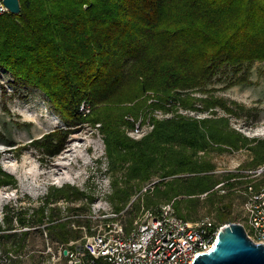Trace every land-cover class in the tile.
<instances>
[{"label": "trees", "instance_id": "trees-1", "mask_svg": "<svg viewBox=\"0 0 264 264\" xmlns=\"http://www.w3.org/2000/svg\"><path fill=\"white\" fill-rule=\"evenodd\" d=\"M20 4L19 15L0 16V69L18 86L43 92L53 112L67 124L30 144L45 158L54 157L75 125L97 127L109 170L120 174L112 181L115 191L110 196L117 214L129 205L136 186L156 177L153 190L140 194L133 207L158 209L172 203L178 217L192 220L209 205L220 225L229 223L231 210V204H223V196L217 195L220 187L245 183L246 191L264 185L263 175L262 180L244 172L216 175L209 158L213 152L245 149L250 161L241 169L264 167V139H249L232 128L227 117H218L216 108L235 114L225 100L192 96L209 92L216 77L228 71L232 72L228 88L249 84L252 66L264 62V0H20ZM151 99L154 110L171 116L153 118L152 130L134 140L126 133L132 126L126 117H138ZM196 103L203 106L200 114L209 112L212 117L174 110L177 104L194 109ZM83 106L90 108L89 114L81 110ZM2 186L16 189L17 180L0 166ZM84 198L89 203L95 200L74 186H53L45 206ZM12 210L6 207V227L0 225L2 255L25 248L28 233L16 231L9 217ZM32 211L29 218L27 212L15 213L19 228L44 226L59 245L80 240L83 227L93 233L89 220L82 225L80 220L54 219L53 213L45 216V207Z\"/></svg>", "mask_w": 264, "mask_h": 264}, {"label": "rangeland", "instance_id": "rangeland-1", "mask_svg": "<svg viewBox=\"0 0 264 264\" xmlns=\"http://www.w3.org/2000/svg\"><path fill=\"white\" fill-rule=\"evenodd\" d=\"M231 77V71L221 74L207 87L209 92L205 94L197 92L192 96L206 98L211 95L225 100L234 109L235 114L230 115L222 109L216 108L217 116L227 117L231 127L249 139H264V62H256L252 66L249 84L228 88L227 85ZM151 95L153 96V94ZM152 100H149L147 105L140 110L138 117L131 114L127 115L126 120L132 124L131 128L126 129V133L130 138L139 140L142 135L130 131L139 127L141 133L146 134L151 129L152 119L162 117L160 115L162 110H154L149 105ZM166 106L169 107L167 109H170V104ZM194 106V109L184 110L180 109L177 104L175 108H172L179 111V113H188V116L196 118L212 117L209 112L200 114L199 111L203 109L200 103H196ZM83 112L86 115L89 114L90 108L86 106ZM75 126H73L75 127L73 128L74 133L66 139L67 145L69 142L76 143L78 141V149L80 150L81 157L72 162L68 170H65L68 175L69 173L72 174L73 180L58 183L57 180L49 181L45 180L44 177H38V173L44 172L41 164H51L58 156L56 155L49 160L42 155L39 147L30 143L56 129H66L67 124L58 114L53 112L43 92L33 87L18 86L7 71L0 69V153L2 154L0 166L17 180L16 189L11 186L0 187V225L3 228L6 227L4 218L6 207H8L13 209L9 212V217L12 219L17 231L28 233L24 241L25 248L18 252L25 256L24 259L12 261L8 264H54L52 257L59 246L44 226H35L27 230L20 229L15 221L16 212H27L26 217L29 218L33 215L32 209L45 207V216H50L53 213L54 219L80 220L82 225H84L85 220H89L93 233L89 234L87 228L83 227L81 229L82 238L76 241L83 243L87 237L103 231L102 229L112 223L121 224L124 231H126L129 220L133 218V228L145 211L151 209H147L141 204L139 210H137L133 205L137 204V198L140 194L146 193L147 190H153V184L159 181L156 177L151 183L140 187L136 186L132 190L135 195L131 198L129 205L121 213H116L110 196L115 191L112 181L119 179L120 174H114L109 170L103 137L97 127H92L88 123ZM73 138H85L84 143L88 141L91 145H85L82 140ZM20 146L26 147L19 149ZM209 158L216 165L215 173L220 178L229 172H246V170L241 169V166L250 161L249 153L245 149L223 154L213 152L209 155ZM24 160H26L25 163H23ZM86 160L89 161L87 164H85ZM249 178L255 180V177L251 176ZM259 179L262 180V176ZM66 185L76 187L84 192L86 196L92 195L95 200L92 203H89L86 198L79 201H52L46 207L45 199L50 189L53 186L60 188ZM244 187L245 183H236L233 188L224 185L218 191L217 195L223 196V204H231L229 223H244L246 221L245 203L250 193L249 190L245 191ZM76 209H81V211ZM209 209V205L201 208L199 213L193 215V219L190 221H199L205 217H211L215 222H218L217 212L215 210L209 212ZM126 210L129 213H125ZM0 254L2 255V248ZM56 264H67V262L61 260Z\"/></svg>", "mask_w": 264, "mask_h": 264}, {"label": "built area", "instance_id": "built-area-1", "mask_svg": "<svg viewBox=\"0 0 264 264\" xmlns=\"http://www.w3.org/2000/svg\"><path fill=\"white\" fill-rule=\"evenodd\" d=\"M4 1L0 0V16L9 13ZM160 115L162 117L158 119L171 116L162 111ZM150 126L151 131L153 126ZM139 131L140 128L136 127L130 132L140 133L142 136L139 139L150 132L145 134ZM244 173L250 177L262 176L264 167L246 170ZM248 190L250 196L245 203L246 221L240 224L255 244L264 246V185L258 190H253L250 186ZM226 225L228 224H216L211 217L199 221L180 218L176 215L173 204L167 203L158 209L145 211L130 231H124L119 223H112L103 231L87 237L83 243L71 241L65 246L59 245L52 262L56 264L66 260L67 264H191L198 254L208 253L213 249L219 232ZM24 257L18 252L10 251L7 255L0 254V264L22 260Z\"/></svg>", "mask_w": 264, "mask_h": 264}, {"label": "water", "instance_id": "water-1", "mask_svg": "<svg viewBox=\"0 0 264 264\" xmlns=\"http://www.w3.org/2000/svg\"><path fill=\"white\" fill-rule=\"evenodd\" d=\"M12 15L21 13L20 0H5ZM191 264H264V246L255 244L240 223H229L218 234L213 249L198 254Z\"/></svg>", "mask_w": 264, "mask_h": 264}, {"label": "bare ground", "instance_id": "bare-ground-1", "mask_svg": "<svg viewBox=\"0 0 264 264\" xmlns=\"http://www.w3.org/2000/svg\"><path fill=\"white\" fill-rule=\"evenodd\" d=\"M75 140H82V142L84 143L85 138H73ZM78 142V141H77ZM76 143H70L67 145V141L64 142L63 145H61V150L60 152L57 154V159L49 164H41L44 168V172L43 173H38V177H44L45 180H49V181H55L57 180L58 183H63L65 181H71L73 180L72 174L69 173V175L65 172V170H68L69 165L76 161L78 158H80V154H79V149H78V144ZM82 143V144H83ZM85 145H91L90 142L86 141V143H84ZM26 146H20V148H25ZM88 147V146H87ZM86 147V149H87ZM84 157V156H83ZM82 157V159H84ZM2 158V154L0 153V159ZM20 158V157H19ZM44 159V157H42ZM40 158V159H42ZM47 159H52V157H47ZM26 160L23 161V163H25ZM89 161H85V164H87ZM10 172H12V170L8 169ZM3 194V193H2ZM4 198V197H2Z\"/></svg>", "mask_w": 264, "mask_h": 264}]
</instances>
